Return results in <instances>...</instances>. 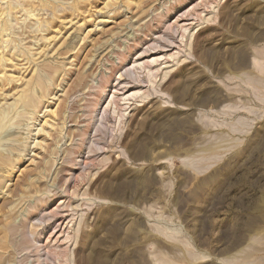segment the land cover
<instances>
[{"label":"rangeland","instance_id":"rangeland-1","mask_svg":"<svg viewBox=\"0 0 264 264\" xmlns=\"http://www.w3.org/2000/svg\"><path fill=\"white\" fill-rule=\"evenodd\" d=\"M0 112V264H264V0H0Z\"/></svg>","mask_w":264,"mask_h":264},{"label":"bare ground","instance_id":"bare-ground-1","mask_svg":"<svg viewBox=\"0 0 264 264\" xmlns=\"http://www.w3.org/2000/svg\"><path fill=\"white\" fill-rule=\"evenodd\" d=\"M46 13V12H45ZM10 40V39H9ZM21 94L19 95V100H23V102L25 101V103H28L29 101H30V97L31 96H29V94L27 93V91L26 90H22L21 92H20ZM113 100V99H112ZM53 113H54V110L52 111ZM4 114H3V112H0V118L3 116ZM37 130V129H36ZM41 171V170H40ZM23 212V211H22ZM33 236V235H32ZM33 239L35 240V238L33 237ZM33 240V241H34ZM35 242H37V240H35ZM38 244V243H37ZM36 245V244H35ZM1 247V246H0ZM37 248H40V247H37ZM55 248V247H54ZM1 250L2 249H4V247L3 248H0ZM5 250V249H4ZM3 251V250H2ZM40 257V256H39ZM41 259V258H40ZM43 261V260H42ZM44 262V261H43ZM42 263V262H41Z\"/></svg>","mask_w":264,"mask_h":264}]
</instances>
